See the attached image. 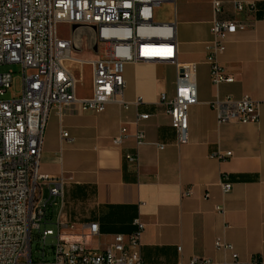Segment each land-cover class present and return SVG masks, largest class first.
Wrapping results in <instances>:
<instances>
[{
  "label": "crops",
  "instance_id": "crops-1",
  "mask_svg": "<svg viewBox=\"0 0 264 264\" xmlns=\"http://www.w3.org/2000/svg\"><path fill=\"white\" fill-rule=\"evenodd\" d=\"M215 15L213 0H174L165 21L176 20L178 62L194 64L196 101L189 106L188 142L179 143L171 117L165 112L160 94L172 97V86L163 69L175 66L163 62H128L124 66V99L141 98L139 106L124 109L109 103L102 112L78 111L70 107L60 116L48 117L39 171L51 178H65L62 238L84 241L91 251L103 250L116 234H129L140 218L143 264L186 263L193 257L222 263L227 251L214 246L222 239L234 246L243 262L264 260V0H220ZM247 6L237 9L233 2ZM178 4V10L175 7ZM248 5H252L249 7ZM214 18L236 20L246 27L228 36L219 61L232 82L214 85L205 57V43L211 38ZM79 81L75 94H93V74L87 64L73 66ZM88 73L85 82L83 73ZM244 94L261 101L257 123H218L210 102ZM137 113L150 117L135 123ZM126 126L131 134L121 146L112 139ZM62 129L72 141L61 137ZM145 133V143L136 146L132 135ZM156 143L165 144L159 149ZM218 151H232L224 160ZM138 152L139 162L126 154ZM226 175L232 190L223 193L220 179ZM190 195L185 196L184 192ZM208 195V196H206ZM223 206L224 213L216 211ZM58 212L54 206L53 214ZM97 222L100 234L81 236L82 224ZM44 264H69L53 261Z\"/></svg>",
  "mask_w": 264,
  "mask_h": 264
},
{
  "label": "built area",
  "instance_id": "built-area-1",
  "mask_svg": "<svg viewBox=\"0 0 264 264\" xmlns=\"http://www.w3.org/2000/svg\"><path fill=\"white\" fill-rule=\"evenodd\" d=\"M173 1L0 0V264H143L140 247L144 223L140 218L134 220L131 233L114 235L100 251H91L84 241L63 239L65 178L43 175L39 167L45 127L53 110L62 116L70 107L99 113L109 103L124 109L141 104L140 97L132 102L124 99V66L128 62L155 61L175 66V93L172 97L161 93L160 101L171 117L179 143L188 142V110L196 101L195 65L178 62L176 20L160 22L155 17L160 5ZM233 4L237 9L247 8L240 1ZM213 8L217 15L222 2L213 0ZM59 24L71 27V38H59ZM245 27L236 20L213 19L211 38L205 43V60L214 85L234 81L219 56L226 50L228 36ZM9 63L21 67L22 90L20 95L4 99L14 72L2 71L1 66ZM85 64L93 74V94L78 98L75 89L80 77H75L73 66ZM210 104L219 124L259 121L261 101L248 94L240 99L216 96ZM149 117L148 113H137L135 123ZM130 135L122 126L112 139L113 145H123ZM132 135L137 148L145 143L143 130L137 129ZM61 137L72 141L64 129ZM156 145L159 149L165 147L162 143ZM232 155V151H218L213 157L224 160ZM126 159L138 164V152L126 154ZM219 186L223 193L233 187L226 175ZM54 206H58L56 215ZM215 209L225 211L219 205ZM49 223L55 224L56 230L48 227ZM81 228L83 238L100 234L97 222L83 223ZM49 237L53 241L48 242ZM214 246L227 251L230 259L215 263L193 257L176 264H264L259 257L241 261L234 246L222 239H216Z\"/></svg>",
  "mask_w": 264,
  "mask_h": 264
},
{
  "label": "rangeland",
  "instance_id": "rangeland-1",
  "mask_svg": "<svg viewBox=\"0 0 264 264\" xmlns=\"http://www.w3.org/2000/svg\"><path fill=\"white\" fill-rule=\"evenodd\" d=\"M175 7L177 8L176 10H178V4H175ZM171 12H172V7H170V5L168 4H162L160 5L156 11H155V17H156V21H165L168 17L171 16ZM57 34L59 36L60 39H69L71 38V27L67 24H59L57 26ZM74 56L78 57V53H73ZM88 52L84 53L83 56H87ZM1 70L2 71H13V83L11 85V87L4 93V95L2 96L4 99H11L13 97H16L18 95H20L21 90H22V72H21V67L18 64H13V63H9V64H4L1 66ZM164 74L168 77V85L171 87L172 84V79L174 78L175 75V71L174 68H172L171 66H166L163 69ZM88 76V73H83L82 75V80L85 82L86 77ZM48 227L56 230V225L53 223H49ZM48 242L53 241L52 237H49L47 239ZM36 241H34L33 243V251L34 253L36 252Z\"/></svg>",
  "mask_w": 264,
  "mask_h": 264
}]
</instances>
